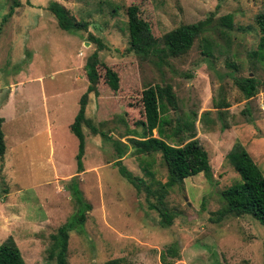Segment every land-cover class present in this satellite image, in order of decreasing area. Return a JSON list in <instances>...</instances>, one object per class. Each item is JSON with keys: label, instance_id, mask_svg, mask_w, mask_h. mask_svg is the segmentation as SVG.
Here are the masks:
<instances>
[{"label": "rangeland", "instance_id": "1", "mask_svg": "<svg viewBox=\"0 0 264 264\" xmlns=\"http://www.w3.org/2000/svg\"><path fill=\"white\" fill-rule=\"evenodd\" d=\"M3 20L10 0H0V116L5 153L0 159V243L11 235L25 264H55L47 256L50 235L74 211L64 184L78 174L84 198L91 203L84 232L71 233L70 264H103L122 257L128 264H164L161 254L173 241L179 256L169 264H264V227L249 215H224L220 193L239 180L226 154L241 142L264 175V73L250 70L248 52L259 38L255 22L264 0H55L86 29L58 27L47 8L50 0H19ZM136 4L157 38L179 26L211 15L205 34L217 43L215 59L200 52L196 38L179 56L157 62L129 49L126 7ZM230 14L232 25L221 24ZM98 50V95L90 94L82 172L76 171L77 138L70 124L87 86L84 64ZM233 60L240 67L226 65ZM118 74L112 90L106 68ZM254 74L257 93L245 98L234 78ZM169 84L179 111L195 112L196 138L207 151L212 177L202 173L172 187L166 205L175 214L162 227L157 212L119 172L120 160L142 176L131 138L142 136V90ZM228 106L218 107L220 99ZM209 113L202 116V113ZM175 111L170 110L172 115ZM222 116V117H221ZM132 131H136L134 133ZM156 131L154 130L153 135ZM153 169L166 179L160 153Z\"/></svg>", "mask_w": 264, "mask_h": 264}, {"label": "trees", "instance_id": "2", "mask_svg": "<svg viewBox=\"0 0 264 264\" xmlns=\"http://www.w3.org/2000/svg\"><path fill=\"white\" fill-rule=\"evenodd\" d=\"M8 13L3 20L10 17L19 0H10ZM47 8L54 15L59 28L76 32L86 29L87 23L76 20L61 3L50 0ZM139 7L130 4L126 7V23L129 36V49L140 57L155 56L161 63L168 56H179L186 53L194 40H200V52L206 58L215 59L217 43L205 34L211 15L194 23L180 24L174 29L165 32L161 38H157L151 31L150 24L140 16ZM220 22L227 27L232 24L230 14L220 18ZM255 22L258 26L259 38L256 47L248 52L250 70L254 74L258 71L264 73V13L257 14ZM89 38L97 43V50L93 51L86 59L84 70L87 78V86L78 100V110L70 124V131L77 138L76 172H82L83 156L85 153V135L83 125H87L92 132L97 133L96 127L86 117V106L89 95H98L99 65L101 64L98 50L103 43L93 35ZM226 65L237 70L240 66L233 60H228ZM253 73L247 76L234 78V83L247 99L254 96L258 90L259 80ZM106 80L108 86L116 91L119 87L118 74L110 67L106 68ZM264 85V80L261 81ZM144 119L138 121L142 128V136L131 138L134 154L137 157L142 176L133 174L120 161L115 164L119 174L125 178L139 193H144L148 208L157 212L159 224L168 227L172 224L175 214L166 205V197L169 190L181 185L184 179L202 173L207 179H211L212 172L207 151L195 137V112L184 113L179 111L174 92L169 84L148 86L142 90L141 96ZM218 107L228 106L221 97L216 103ZM175 111L172 118L169 111ZM202 113V116L208 114ZM222 117V116H221ZM3 117L0 116V159L6 149L4 133L2 130ZM154 130L156 135H153ZM137 133L136 131H132ZM160 153L166 166V179L161 181L154 172V154ZM228 163L232 165L239 175V180L231 186L223 189L220 196L223 200V208L218 212V218L224 215L241 216L249 215L264 227V175L259 166L254 162L245 146L236 141L226 154ZM78 174L72 176L64 184L71 193L74 203V211L64 223L57 227L50 235V245L47 256L54 260L55 264H70L68 261V242L71 233L84 232L87 213L92 205L83 195L79 186ZM179 256V243L173 241L168 244L161 254V261L169 264V257ZM0 264H25V261L11 235L0 243ZM103 264H128L124 258L116 257L105 261Z\"/></svg>", "mask_w": 264, "mask_h": 264}]
</instances>
